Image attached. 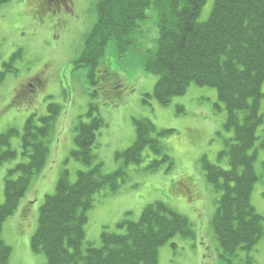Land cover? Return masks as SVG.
<instances>
[{
    "label": "rangeland",
    "instance_id": "rangeland-1",
    "mask_svg": "<svg viewBox=\"0 0 264 264\" xmlns=\"http://www.w3.org/2000/svg\"><path fill=\"white\" fill-rule=\"evenodd\" d=\"M98 2L11 0L0 6V72L7 69L5 63L11 64L0 82V133L14 128L19 134L11 139L17 158L0 166V203L5 201L8 169L27 161L20 147L26 120L33 113L36 118L46 115L50 103L60 108L48 136V162L4 223L3 237L12 247L9 264H46V255L31 247L40 209L65 169L71 181H76L79 170L87 169L71 153L76 148L77 124L90 121L93 115L105 122L93 148L96 160L103 162L105 173L121 169V174L119 189L97 193L94 206L86 212V244L100 245L105 228L125 233L123 222L138 221L147 205L162 201L188 218L192 234H177L163 245L159 264H264V237L252 250L228 255L213 231L222 191L206 180L202 158L229 169L228 157L220 153L225 141L234 136L225 129L227 109L217 89L191 83L167 105L154 97L159 76L146 71L144 61L159 38L155 7L147 9L146 18L125 43L110 40L94 68L79 67L86 37L98 19ZM213 6L214 0L206 1L199 21L210 17ZM260 110L264 114V98ZM143 118L155 124V136L169 153L172 166L163 162L156 171L147 170L151 161L161 158L150 148L140 163H125L117 157L134 143V120ZM163 130L169 132L159 135ZM257 135L250 152L255 153L259 178L251 201L264 216V124Z\"/></svg>",
    "mask_w": 264,
    "mask_h": 264
},
{
    "label": "trees",
    "instance_id": "trees-1",
    "mask_svg": "<svg viewBox=\"0 0 264 264\" xmlns=\"http://www.w3.org/2000/svg\"><path fill=\"white\" fill-rule=\"evenodd\" d=\"M9 1L0 0V6ZM206 1L99 0L98 19L86 37L77 65L94 68L110 40L119 45L125 43L124 39L129 40L146 18L147 9L155 7L159 38L157 47L147 53L144 61V69L159 76L154 97L167 105L195 83L216 88L227 109L225 129L233 131L234 136L225 141L220 157H228L230 168L206 158H202V167L208 183L222 191L212 219L214 234L224 253L234 255L238 250H252L264 237V216L251 201L259 176L254 165L255 153L250 152L258 139L257 130L264 124L260 110L264 98V0H214L210 17L201 22L199 16ZM4 65L9 72L11 64ZM5 71L0 72V82ZM21 93L18 95H26ZM59 111L50 103L46 115L36 118L33 113L20 135L21 153L27 161L8 169L4 178L0 264H9L12 254V247L3 237L4 223L17 210L32 178L48 162V136ZM104 125L99 115L87 122L79 121L75 128L76 148L71 155L87 169L78 171L76 181L70 180L65 169L55 192L45 197L31 247L46 255V264H159L163 245L177 234H192L186 216L156 201L143 209L138 221L123 222L125 233L105 228L100 245L85 243L86 212L94 206L96 194L112 193L120 187L121 169L105 173L103 162L97 161L93 152L97 134ZM134 126V143L117 157L125 163H140L145 150L150 148L161 158L151 161L147 170L156 171L163 162L172 166L169 153L155 136V124L143 118L134 120ZM168 132L163 130L159 135ZM15 135L19 134L14 128L0 133V166L18 156L11 147Z\"/></svg>",
    "mask_w": 264,
    "mask_h": 264
}]
</instances>
